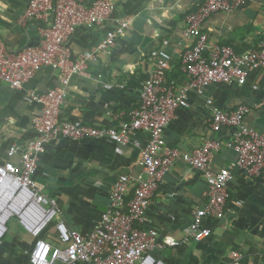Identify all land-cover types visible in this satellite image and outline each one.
<instances>
[{
    "label": "crops",
    "instance_id": "crops-1",
    "mask_svg": "<svg viewBox=\"0 0 264 264\" xmlns=\"http://www.w3.org/2000/svg\"><path fill=\"white\" fill-rule=\"evenodd\" d=\"M112 1L113 15L130 17V24L114 47L89 61L86 76L71 78L60 118L76 124L118 127L120 120L127 119L137 105L140 87L159 49L172 53L166 75L178 85L189 83L181 66L187 44L181 30L187 13L198 0ZM28 3L29 0H0V39L8 49L17 50L39 41V25L19 21ZM105 29L106 25L78 27L64 44L75 57L95 46ZM200 32L207 36L206 56L215 46L227 45L236 52L256 47L264 41V0H246L232 12L214 13L203 22ZM56 83V73L48 66H41L20 89L0 82V162L6 159L11 144L33 136L32 125L40 105L27 99V90L45 92ZM207 97L222 109L248 106L244 123L264 132L262 69L247 71L243 84L210 85L205 96L196 95L188 86L186 105L174 111L164 129L166 145L178 156L151 196L142 226L158 232L152 252L166 264H264V168L254 175L233 167L223 217L205 221L211 230L205 239L196 242L190 235L191 212L204 205L207 184L184 156L203 139H226L232 132L211 130ZM147 139V133L134 130L126 143L110 137L50 140L38 155L33 178L44 193L55 198L68 227L88 232L105 210L118 175L128 173L141 178L138 161ZM236 158L237 151L223 145L213 154L210 165L216 170ZM40 236L55 242L54 222L48 223ZM34 241L35 237L26 233L16 219H9L7 231L0 238V264H29ZM171 241L177 244L171 245Z\"/></svg>",
    "mask_w": 264,
    "mask_h": 264
},
{
    "label": "built area",
    "instance_id": "built-area-1",
    "mask_svg": "<svg viewBox=\"0 0 264 264\" xmlns=\"http://www.w3.org/2000/svg\"><path fill=\"white\" fill-rule=\"evenodd\" d=\"M245 2L198 0V7L187 13L181 30L182 40L187 43L181 64L189 83L178 85L167 78L172 53L159 49L140 87L136 107L115 127L76 124L60 118V108L71 78L88 74L89 61L114 47L116 39L128 29L130 17L114 16L112 0H29L19 21L37 23L39 41L11 50L0 39V82L11 89H20L41 66H48L55 71L57 83L45 92L27 90V99L40 105L32 125L33 136L11 144L6 150V159L0 162V238L7 231L8 220L14 218L26 233L35 237L29 264H166L152 252L158 232L142 226L151 196L178 156L175 149L166 145L164 129L174 111L186 105L188 86L194 88L196 95L205 96L210 85L243 84L247 71L260 68L264 72V41L243 52H236L227 45L215 46L208 56L204 55L207 36L200 32L203 22L214 13L232 12ZM101 25H106V29L100 41L72 57L64 43L74 30ZM205 102L211 105V130L219 133L230 129L232 132L226 139L207 137L184 156L190 167L202 173L207 184L204 205L191 212L189 231L196 242L211 233L206 220L220 219L224 215L233 167L254 175L264 168V132L244 123L249 107L238 105L234 109H222L213 104L211 97ZM134 130L148 135L138 161L141 178L120 173L95 225L88 232L68 227L55 198L44 193L33 178L43 144L57 138L88 137H110L126 143ZM223 145L235 149L237 158L230 165L214 170L211 158ZM50 222L55 224V242L40 236ZM170 244L175 245L177 241Z\"/></svg>",
    "mask_w": 264,
    "mask_h": 264
},
{
    "label": "trees",
    "instance_id": "trees-1",
    "mask_svg": "<svg viewBox=\"0 0 264 264\" xmlns=\"http://www.w3.org/2000/svg\"><path fill=\"white\" fill-rule=\"evenodd\" d=\"M198 7V4L195 6V8H193L192 10H195L196 8ZM191 10V11H192ZM206 56V55H205ZM182 66V65H181ZM167 76V78L169 79V80H171L170 78H169V76L168 75H166Z\"/></svg>",
    "mask_w": 264,
    "mask_h": 264
}]
</instances>
